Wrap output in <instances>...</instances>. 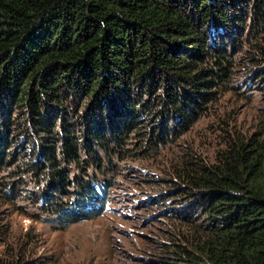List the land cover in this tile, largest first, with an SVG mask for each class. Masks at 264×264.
Here are the masks:
<instances>
[{
    "label": "trees",
    "instance_id": "obj_1",
    "mask_svg": "<svg viewBox=\"0 0 264 264\" xmlns=\"http://www.w3.org/2000/svg\"><path fill=\"white\" fill-rule=\"evenodd\" d=\"M246 43L264 64V0H0L1 198L63 229L110 210L108 170L190 132ZM179 157L150 199L168 220L159 263L264 264V135ZM11 251L0 264L39 261Z\"/></svg>",
    "mask_w": 264,
    "mask_h": 264
},
{
    "label": "rangeland",
    "instance_id": "obj_2",
    "mask_svg": "<svg viewBox=\"0 0 264 264\" xmlns=\"http://www.w3.org/2000/svg\"><path fill=\"white\" fill-rule=\"evenodd\" d=\"M247 43L236 54L229 89L190 132L154 161L120 162L108 170L116 177L110 210L63 229L45 221L49 213L24 198L6 204L0 196V231L9 232L3 234L7 237H2L0 250L9 254L27 248L31 259L38 258L36 264H160L168 221L161 216L162 200L170 195L171 161L190 151L213 161L230 136L264 135V64L250 57L254 45ZM146 187L151 190L144 191ZM157 196L163 197L161 204L150 201Z\"/></svg>",
    "mask_w": 264,
    "mask_h": 264
}]
</instances>
